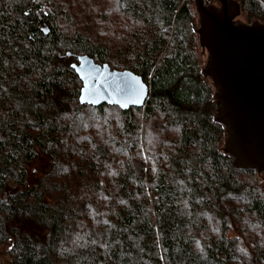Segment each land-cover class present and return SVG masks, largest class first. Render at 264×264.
<instances>
[{
	"label": "trees",
	"instance_id": "1",
	"mask_svg": "<svg viewBox=\"0 0 264 264\" xmlns=\"http://www.w3.org/2000/svg\"><path fill=\"white\" fill-rule=\"evenodd\" d=\"M192 2L114 0L117 16L91 15L109 19L99 30L114 32L112 45L92 28L66 29L64 1L0 0V249L10 264H264V188L223 150ZM240 3L264 21V0ZM85 55L141 75L145 104L80 103L72 64Z\"/></svg>",
	"mask_w": 264,
	"mask_h": 264
},
{
	"label": "water",
	"instance_id": "2",
	"mask_svg": "<svg viewBox=\"0 0 264 264\" xmlns=\"http://www.w3.org/2000/svg\"><path fill=\"white\" fill-rule=\"evenodd\" d=\"M216 1L219 6L204 0L191 5L198 17L194 28L199 53L206 54L203 75L215 88V118L225 128L223 150L233 157L235 167L255 170L264 188V22L236 20L238 0ZM72 66L82 82L80 103L121 109L145 104L149 85L134 71L111 69L87 55Z\"/></svg>",
	"mask_w": 264,
	"mask_h": 264
},
{
	"label": "rangeland",
	"instance_id": "3",
	"mask_svg": "<svg viewBox=\"0 0 264 264\" xmlns=\"http://www.w3.org/2000/svg\"><path fill=\"white\" fill-rule=\"evenodd\" d=\"M59 1H64V3L66 4V6H62L65 7L66 10H68V12L71 11L70 15H73V17H69L70 23L71 25H67V21L66 19H64L63 22V26L66 27V29L71 30V28H78L80 26H82L84 29H91L92 28V32L98 33L100 36H104L107 40H110V44L115 45V44H119L120 45V41L119 38L114 36V32H110L107 28H105V30H99L100 27H103L104 25H106L109 22V19H105L104 23H100L97 24L95 22L94 19L91 18V15H93L99 10L106 8L107 9V16L109 15V17H112V15L117 16L118 14L115 12V10H117L116 6H114L115 3L114 0H59ZM240 1V0H239ZM215 3V1L213 0H209L207 2L208 3ZM86 15H90V17H86ZM194 18H193V22H194V27L198 26V17L197 14L194 13ZM241 17H244V22L249 23L251 19L253 20H258L257 18L252 17L251 19H248V15H246V9H242L241 8V13L239 14V16H237L236 20H239ZM75 18V19H74ZM261 22H264L262 19L259 20ZM77 23H82V25L77 24ZM84 25V26H83ZM112 27H110L109 29H111ZM68 30H66L68 32ZM117 34V33H115ZM194 49L196 52V55L198 57L199 63L202 66V68L205 66V60H206V54L202 52V56L199 53V49H198V44H197V40L195 39L194 41ZM201 49V47H200ZM109 65V64H108ZM109 67L111 69L112 68L110 65ZM116 107H112V109H108L107 110V114H106V118L107 119H112L113 120V115H116ZM116 117V116H115ZM109 128H117L119 125H117L115 122H112L110 124H108ZM152 145H155L154 142V138L151 141ZM111 146L114 144V142L109 143ZM146 154V150L142 149L141 151V156L144 157ZM140 158V156H139ZM30 169H35L36 167L39 168V165L37 163H32L30 166ZM37 170V168H36ZM38 171H40L38 169ZM41 172V171H40ZM38 172V174L40 173ZM36 173V172H35ZM260 176L263 178L264 180V171L260 172ZM257 178V176H256ZM250 226H252V223L250 221L249 223ZM256 231H258V228H255ZM10 256L8 255V253L5 251L4 248L0 249V264H10Z\"/></svg>",
	"mask_w": 264,
	"mask_h": 264
},
{
	"label": "flooded vegetation",
	"instance_id": "4",
	"mask_svg": "<svg viewBox=\"0 0 264 264\" xmlns=\"http://www.w3.org/2000/svg\"><path fill=\"white\" fill-rule=\"evenodd\" d=\"M215 1V3H213V4H215L216 6H219L220 5V3L218 2V1H216V0H214ZM239 1V0H238ZM210 3H212V2H210ZM210 3H208V4H210ZM239 3H240V1H239ZM207 4V3H206ZM240 13H241V3H240ZM239 16V15H238ZM237 18V16L235 17V19Z\"/></svg>",
	"mask_w": 264,
	"mask_h": 264
}]
</instances>
